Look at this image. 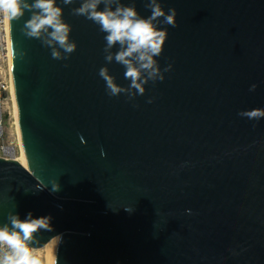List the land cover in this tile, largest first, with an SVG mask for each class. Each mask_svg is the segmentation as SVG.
Returning <instances> with one entry per match:
<instances>
[{
  "label": "water",
  "instance_id": "water-1",
  "mask_svg": "<svg viewBox=\"0 0 264 264\" xmlns=\"http://www.w3.org/2000/svg\"><path fill=\"white\" fill-rule=\"evenodd\" d=\"M81 2L57 0L67 59L25 35L31 12L10 20L29 168L0 157V225L51 217L33 246L58 237L53 264H264V118L239 115L264 109V0H158L177 12L158 23L164 79L131 99L108 95L100 68L130 80L106 62V33L72 14ZM120 3L151 15L149 0Z\"/></svg>",
  "mask_w": 264,
  "mask_h": 264
},
{
  "label": "clouds",
  "instance_id": "clouds-1",
  "mask_svg": "<svg viewBox=\"0 0 264 264\" xmlns=\"http://www.w3.org/2000/svg\"><path fill=\"white\" fill-rule=\"evenodd\" d=\"M62 2L71 5L74 0ZM101 4L104 5L102 10L99 9ZM146 6L151 10L147 18H142L134 6H125L120 0H82L79 7L72 9L73 15L84 16L106 33V62L114 60L126 69L125 78L130 80V85L124 88L115 82L107 67L100 68L98 74L105 81L109 96L126 93L131 99L137 94L144 95V85L149 80L164 79L155 57L161 55L168 33L159 28L158 23L163 18L162 23L176 27L177 12L171 8L166 13L158 0H149ZM25 11L31 12L30 19L24 24L25 35L40 39L50 47L53 59H67L76 50L77 44L70 40L71 27L63 20V9L57 5V0H33L32 3L28 0H0V16H7L9 20L20 19ZM117 45L118 50L113 52ZM170 69L171 65L164 71ZM133 89L136 91L133 92ZM255 89L256 85H251L250 91ZM239 115L259 120L264 118V109L245 110ZM101 155L105 153L102 151ZM53 190H59L58 183H53ZM7 219L8 223L0 225V264H42V258L36 254L37 247L33 244L39 243L37 233L41 230H52L51 217L33 218L32 213H28L26 218L21 219L18 214L9 213Z\"/></svg>",
  "mask_w": 264,
  "mask_h": 264
},
{
  "label": "built area",
  "instance_id": "built-area-1",
  "mask_svg": "<svg viewBox=\"0 0 264 264\" xmlns=\"http://www.w3.org/2000/svg\"><path fill=\"white\" fill-rule=\"evenodd\" d=\"M10 41V20L7 16H0V157L5 158H15L11 154L13 146L10 143H6L4 138L5 121L8 115L12 116L11 106H13L9 66Z\"/></svg>",
  "mask_w": 264,
  "mask_h": 264
},
{
  "label": "bare ground",
  "instance_id": "bare-ground-1",
  "mask_svg": "<svg viewBox=\"0 0 264 264\" xmlns=\"http://www.w3.org/2000/svg\"><path fill=\"white\" fill-rule=\"evenodd\" d=\"M9 66H10V74H11V82H12V98H13V118H14V122L16 125V130L18 131L19 134V140H20V148H19V152L20 154L18 155V153L16 152V149L12 147L11 149V154H13L15 156V159L20 162L22 165H24L26 168H29V164H28V160H27V156H26V151H25V146L23 143V138H22V133H21V129H20V123H19V109H18V104H17V100H16V92H15V85H14V80H13V76H12V43L10 41V54H9ZM22 141V142H21ZM15 153V154H14ZM57 239L58 237L52 239L45 247L43 248H48V249H53L55 251L56 248V244H57Z\"/></svg>",
  "mask_w": 264,
  "mask_h": 264
},
{
  "label": "rangeland",
  "instance_id": "rangeland-1",
  "mask_svg": "<svg viewBox=\"0 0 264 264\" xmlns=\"http://www.w3.org/2000/svg\"><path fill=\"white\" fill-rule=\"evenodd\" d=\"M11 110H12V116L10 117L8 115L5 121L4 138H5L6 143H10L16 149V152L19 155L20 154L19 152L20 140H19V134H18V131L16 130L17 128L14 122L15 120L13 118V106H11ZM54 253H55L54 250L51 248L50 249L48 248L37 249V252H36V254L42 258V264H53Z\"/></svg>",
  "mask_w": 264,
  "mask_h": 264
}]
</instances>
